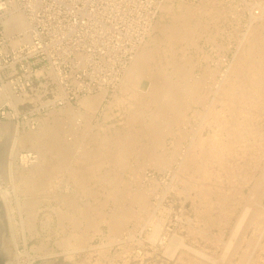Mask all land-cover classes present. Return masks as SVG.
Returning a JSON list of instances; mask_svg holds the SVG:
<instances>
[{
    "label": "rangeland",
    "instance_id": "1",
    "mask_svg": "<svg viewBox=\"0 0 264 264\" xmlns=\"http://www.w3.org/2000/svg\"><path fill=\"white\" fill-rule=\"evenodd\" d=\"M178 1L180 0H174L175 6L173 11L164 16L161 20V13L158 9L153 23H156L158 19L161 23H172L173 17L171 16L173 15L172 13L178 11ZM185 1V6L194 10L193 21H200V23L198 26V33L194 40L191 41V43L194 41L195 43L191 44L190 41L176 43V48L181 49L177 52L175 60L182 62L186 60V62H188L187 64L190 66V74L192 76L197 78H202L203 76L205 78H202L207 83V88H204V90H206L204 92L207 94V101L208 104H210V100L213 98L211 96H213L212 94L214 92V80L219 79L222 70H225L228 65H230L233 59V53L238 44L246 42L245 45L248 46L247 41L256 39L258 36H263V34L259 32L261 30L259 27H256L253 32L248 29L250 12L248 9H251L250 6H255L254 9L258 10V4L264 0ZM206 5L208 7L206 10L207 12H201L202 6ZM158 34V31L153 33V35ZM204 54H206L207 57ZM157 59L161 60L159 64L157 62L154 63L153 73L156 71H154V69L160 67V64H162L161 66H166L164 62L166 60L169 65L167 64L166 73L161 76L164 77V75H167L165 77L166 79H174V81H178L180 84L185 81L184 78L186 79L187 76L184 78L182 77V79L180 78L181 75L178 76L179 74H174L173 72L172 64H170L172 63L171 61H173L171 52L170 56L168 53L167 55L158 56L156 60ZM263 62L261 61V64ZM256 65H260L259 62H256ZM170 71H172L174 75H172ZM241 73L243 74L244 72L238 71L235 73V77L237 74L242 76ZM255 73L257 74H253V76H261L256 70ZM152 75L153 78L152 76L142 75L143 77L141 76L137 82V89L141 93L143 92V99L148 94L146 92H149L150 85L154 84L152 82L156 74L154 73ZM250 78L251 80L253 79L252 76ZM261 78L264 83V77L261 76ZM233 79H235L234 76L231 77V80ZM6 81L5 79L4 82ZM246 85L249 86L250 83H246ZM241 87L242 86L239 87L238 85L236 89L234 87L232 89L233 91H231L230 95L233 96L238 93L236 97L238 101H240L234 103V107H238L239 105L242 107L247 106L245 104V99L240 92H238L242 90ZM119 88L120 87L117 85L115 88L111 87L107 90L104 100L95 112L90 123L86 125L83 120L81 124L78 125L75 135H67L66 138H68V141L66 138L63 139H66L63 143L66 146H70V150L67 152L68 159L64 170L53 176V182L45 183L43 188L36 187L25 191L19 189L18 194L23 206L21 205V208L14 212V218H16L17 223L19 222L15 226L18 241L17 251L21 253L18 261L21 264H197V262L195 263L194 261L197 259L198 262L202 261L204 264H264V180L259 185L257 191L259 195L253 197V189L258 186L257 183L261 178L262 168L264 166V95H262V90H258V95L256 94V96H260L259 98H262V100H259L260 102L258 104L260 111H255L256 114L254 116L245 115L246 112L241 114L242 112L233 111V104L231 101L218 100L215 102V110L220 111L223 109V111L217 112V122L212 123V126L216 128V130L220 128L219 130L221 131L217 130L219 133L217 138L218 141L223 144H229L230 150L227 152L228 154L226 153L224 156L225 158L223 157V159L217 161V164H208V162L200 164L197 161L194 162L189 169H180L177 171V165L175 163L161 166L155 163L154 159L144 160L142 158V150L139 151V149L140 147L141 149L144 147L147 148L146 144H150L148 148L155 151V156H157V154L161 157L166 156L165 158L171 157L170 155L173 154L174 156H178L181 153L180 151H183L184 147H187L188 138L184 137L180 139L178 133V130L180 131V129H178L179 126H174V131H177L176 134L173 135L169 133L170 135H168L166 134V130L164 133L161 131V134H165L163 135L165 137L158 139V141H160L156 144H159V147H157L158 145L155 147L154 144L152 148V142H149L151 139L149 138L147 140L148 136L145 137L141 135V132L138 131L140 129L138 126H140L142 122H146L145 124L151 123V117H153V122H156L155 124L158 125L160 123L158 125L159 128H162L160 130L168 129V127H166L167 123L165 124L166 121L164 119L162 120L159 115L163 111L157 114L159 115L158 119V116L156 115V117L154 114V112L156 113V105L154 103H149L145 106L136 101L132 102V106L139 110L135 113L142 119L140 118V120H138L139 125L135 130L130 129L132 119L130 120V117L127 118V116L131 114L129 113V108H126L124 105L111 104L114 98L113 94L116 92L119 93ZM145 93L146 95H143ZM229 93L230 91L228 94ZM7 97L9 96H6V98ZM80 98L81 96L78 99H71L68 103L74 108H77ZM19 100L20 99L11 102L8 99V102L14 107ZM27 101L31 104L25 101V103L19 102L16 114L11 117L9 114L7 115V113L12 112V109L7 106L4 107L2 101H0V186L2 189H7L10 192L13 191V185L5 174L2 166L3 162L7 163L11 157L14 158L10 144L15 125L18 124L19 137L23 142V144H18V153L13 161L15 174L18 175L21 173L22 169L21 160L19 158L20 155L30 152L37 154L35 150L29 149L28 142H26L30 131L28 119L36 118L35 124H40L42 122L52 123V113H49L52 109L39 113H32L29 107L32 106L33 101L29 99ZM64 105H66V103H64ZM226 105L228 107H226ZM61 107L57 106V108L55 107L53 109L58 113L57 118H62L63 120L65 116L59 112ZM202 107L204 108L200 103L194 105L193 108L200 112L203 110ZM108 108L110 109L108 110ZM191 113L192 112L187 114L188 118L186 117L188 119V124H186L187 121L183 123V127L185 126L184 128L187 129L184 130L183 128L182 130H184L186 134H190L192 130L195 129L194 126L200 124L198 123L200 122L198 121L199 119L196 117L193 119ZM13 116L17 117L12 118ZM220 117H222V120ZM64 120L68 121L67 118ZM221 128L225 129L226 131H224L227 134V130L230 129V132H233V134H231L232 136H229L230 132L228 134L229 137L227 134L225 135V132ZM131 132L135 136L130 134ZM209 132L212 133V127L206 125L204 128V135L206 136ZM118 133L120 135L125 133L127 135L129 134L128 137L133 140V137H135L134 142L137 143L138 141L135 146L138 148L141 144L137 153L142 155L140 156L137 153L127 154L128 160L126 158L125 162L128 163L125 165H116L113 161H106L103 165L96 166L95 164L97 162H95L93 158L86 161L76 159L79 151L86 150L90 151V153H94L102 142H113L119 136ZM185 133L184 136L186 135ZM226 136L228 138H226ZM229 138L233 140V143L228 141ZM234 139H237V142H235ZM73 141H76L77 144ZM161 141H164V143L162 142V144H160ZM178 141L179 144H177ZM72 143L76 145L74 146ZM144 144L146 146H144ZM115 149H112L114 153L116 152ZM39 150L42 151L44 149L40 148ZM45 155L48 160H52L53 162H57L60 159L59 157L56 158L54 153H47ZM97 158L102 160L103 156ZM135 159H138L137 164ZM139 163L142 164V166H140L141 169L137 167ZM128 164L129 167H127ZM199 166L201 167L200 172L198 170ZM135 168L137 169L135 170ZM69 171H77L86 174L88 182L86 181V184H84L85 186L76 184L70 178L68 174ZM107 180H109V182ZM67 185L68 189L65 188ZM112 187L116 192L112 190ZM111 190L112 194H109ZM127 190L132 192L128 196L127 192L129 193V191ZM133 191L134 193H142V202H130L132 199L129 197L133 194ZM107 194L110 196L108 195V197H106ZM222 195L226 199L221 203L218 201V197ZM65 196L68 197L64 199ZM13 197L14 196L10 197L11 200H13ZM252 197L254 198L253 200ZM28 200L29 202H27ZM25 202L29 203L28 207ZM87 202L94 208L97 207L94 211L106 213L114 210L118 206L117 204L121 202L119 205L121 206L122 204V210L127 205V208L124 210H129L130 219H128L125 226L121 228L122 231L118 230L121 233L116 235L115 232L109 230L110 228L106 223L101 224L100 233H94L90 239V244L93 246L89 250L90 253L88 251L86 253L76 249L75 251L72 250L73 252L69 254L68 248L63 244V240L65 239L66 241V239L68 240L71 238V234L74 231L80 233V230L84 229L82 227L84 225L81 224L76 227L73 226L69 218L62 217L60 219L59 217L65 213L73 215V205L76 204L81 206ZM31 203L35 204V223L39 234H34L31 229L27 230L30 227L24 225L27 238L26 243H24L22 233L19 231L21 228L20 220H26L27 216L30 218V214L28 215L27 213L31 210V206H33L30 205ZM246 206L249 207L248 212L237 234L233 235L232 231L235 230V223H237L236 221ZM95 213L93 212V217ZM156 223H158V228L160 227L159 229L156 227L158 230L155 228L157 233L153 232L155 231L153 228L157 226ZM8 231L6 237H9ZM151 233H156V235ZM176 238L178 239L177 243ZM180 240L182 244H185L183 245L184 247L187 246L186 248L182 247ZM0 243L1 250L8 257L7 262H15L17 251L12 249L10 255L7 254L9 253L7 252L9 240L8 242H3V235H0ZM228 244H230L229 247ZM40 245L42 246L41 248ZM188 247L192 250H187ZM193 249L205 252L211 259L208 261L197 257L196 254L192 252L194 251ZM24 251H26V254H24ZM172 251L174 253H172ZM193 257L195 258L194 260Z\"/></svg>",
    "mask_w": 264,
    "mask_h": 264
},
{
    "label": "bare ground",
    "instance_id": "2",
    "mask_svg": "<svg viewBox=\"0 0 264 264\" xmlns=\"http://www.w3.org/2000/svg\"><path fill=\"white\" fill-rule=\"evenodd\" d=\"M178 2H179L178 3V11H176V13H172L173 15L171 16V17H173L172 23H161L160 20L163 19L164 16H166L167 14H169L170 12L173 11L174 6H175L174 0H164L163 2H161L159 4L158 9L160 10V13H161L160 20L158 19V21L156 23H153V25L150 28L148 39H146L143 42V44L138 48V50L135 52V54L132 55L129 62L125 64L123 76L120 78V81L118 83V86L120 87L119 88L120 92L119 93L116 92L115 94H113L114 98H113V101L111 102V104L124 105L126 108H129V110H130L129 113H131V114H129L130 116H127V118L130 117V120L132 119L131 123L129 122L130 123V129L135 130L137 128V126L139 125L138 120H140L141 117L139 118V116H137V114L135 113L136 111H139V110L137 108L135 109V107L132 106V102L136 101L137 103H139L141 105H145V106L149 103H154L156 105V113L154 112L155 116L157 114H159L161 111H163L159 115L161 116L162 120L164 119L166 121L165 124L167 123L166 127H168V129L163 128L164 130H160V129H162L161 127L159 128V126H158L160 123L158 125L155 124L156 122H153L154 121L153 117H151L152 118V122L150 121L151 123L145 124L146 122L145 123L142 122V124L140 126H138L140 129L139 130L137 129V130L139 132H141L140 133L141 135H143L145 137L148 136L147 140L149 138L151 139V140H149V142L150 141L152 142L153 146L151 145V147L153 148L154 144H155V147H156V145H158L157 147H159V144H156L160 141V140L158 141V139H161V137L162 138L165 137V136H163L165 134L162 135L161 131H163V133H164V131L166 130V134L170 135L169 133H171L174 135V134H176L177 131H174L173 127L179 126L180 127V128L178 127V129H180V131L178 130L179 138L180 139H183L184 137L188 138L187 147L186 148L184 147V150L180 151L181 153L178 156L177 155L174 156V154L170 155L171 157H168V158H165L166 156L161 157L159 154H157V156H155V151H153L151 148H148V145L150 147V144H146L147 146L144 144V146H146L149 149V151L145 147H144L145 149L143 147H142L143 149H141V147H140L141 144H140V146L137 145L138 146V148H137L135 146V144H137L138 141H137V143L134 142L135 137H133L134 138V140H133V139H130L128 137L129 134L127 135L125 133V134L120 135L118 133L119 136L113 142H111V141H108V142L106 141V143L102 142L99 145L96 152H94V153H90V151H86V150L79 151V154L76 158L77 160L86 161L88 159L93 158L95 160V162H97L95 164L96 166H98V165L101 166L106 161L107 162L113 161L116 165H125L126 163H128V162H125V159L127 158V154L128 155L134 154V153L136 154L138 152L139 147H140L139 151L142 150L143 155L139 154V153H137V154H139L140 156L142 155V158L144 160L154 159L155 160L154 162L157 163L158 165H161V166L170 165L172 163H175L177 165V171H179L180 169H182V170L189 169L190 167H192V164L194 162H197V161L200 164H204L207 162H208V164H210V163L211 164H214V163L217 164V161H220L221 159H223V157L226 155V153L229 152L230 146H229V144H223L222 142L218 141V138H217L219 135L218 131H221V130H219L220 128H218L217 129L218 131H217L216 128H214L212 126V123L217 122L216 121V115H217V112L219 111V110L218 111L215 110V106H216L215 102H217L218 100H220V101H225V100L231 101L233 104V111L234 110L237 112L239 111V113L242 112L241 114H244V112H246L245 115L247 114L249 116H254L256 114L255 111L259 110L258 104L262 100V98H259L260 96H256V94L258 95V90L259 91L262 90V92H263L262 95H264V83H263V79L261 78V76L264 77V62H263L264 61V50H263V48H264L263 47L264 46V1H262L258 4V6H257L258 10L254 9L255 6L254 7L250 6L251 9L250 10L248 9V11H250L249 12V18H248V25H249L248 29L253 32L256 27H259L262 30V31L260 30L259 32L262 33L263 36H258L256 39H252L249 41L246 40L248 43V46L245 45L246 42L245 43L241 42L238 44L237 48L235 49V51L233 53V59L230 62V65H228V67L226 66L227 68L225 67L226 68L225 70H222L221 77L219 79L214 80V92L212 94L213 96H211V97H213V98H211L212 102L209 99L210 104H208L207 96H206L207 94H205V92H204V91H206V90H204V88L205 89L207 88L206 87L207 83L205 82V80H203L205 78L203 76H202L203 79L192 76L190 74V66L187 64L188 62H186V60H185V62L175 60L177 52H179V49H181V48H176V43L183 42V41H186V42L190 41V43H191V41L194 40L196 34L198 33V28H199L198 26L200 23V21H193L194 10L189 9L185 6L186 1L180 0ZM207 8H208L207 5L202 6L201 12L206 11ZM27 19L28 18L26 17V15L22 11L17 10L15 8V6L10 8L7 11L6 15L2 19V23H3L4 29H5V33L7 35H13V34L15 35V34H19V33L23 32V34H24L23 37L14 39L13 43L16 45L21 43V42H26V40H28L30 38V34L27 32L28 21H29ZM155 31H158L159 34L153 35V33ZM244 40H245V38H244ZM193 43H195V41L192 42L191 44H193ZM170 52H171V56H172V60H173V61H171L172 63H170V64H172L171 66L173 68L174 74H179L178 76L181 75L180 78H182V77L184 78L185 76H187L186 79L184 78L185 81H183V83L180 84V83H178V81H174V79L173 80H170V78L166 79L165 77L167 75L166 76L164 75V77L161 76L162 74L166 73L167 64L169 65V63H167V61L165 60L164 62L166 64V66H161L162 64H160V67L154 69V71L156 70L154 72L156 74V76H155L156 78L154 77L155 82L153 81L152 83H154V84L150 85L152 88L149 87L150 88L149 92L146 90L147 91L146 93H148V94L147 95H146V93L143 94V95H146V97L143 99V96H142L143 92L141 93L137 89V84H138L137 82H138L139 78H141L142 75L143 76L144 75L145 76L146 75L152 76V78H153L152 74H154L153 73L154 63L157 62L159 64V61L161 60V59L156 60V58L158 56H161V55H167L168 53L170 56ZM204 55L206 56V54H204ZM204 59H205V57H204ZM221 60H220V62H221ZM261 61L263 62L262 64H261ZM256 62H259L260 65H256ZM155 67H157V66H155ZM255 70L258 71V73H260V75H261L260 77L256 76V75L253 76V74H257V73H255ZM238 71H241V72L243 71L244 72L243 74L244 75L247 74V75L244 76L241 73L242 76L237 74V76L235 77V73H237ZM170 72L172 73V71H170ZM174 74L172 73V75H174ZM232 76H234L235 79L231 80ZM251 76L253 77L252 80L250 78ZM246 83H250V85L248 86V85H246ZM9 85H10V83H8V85H5L3 87V89H2L3 91L0 92L1 98H4V96H5L4 99H9L11 102L17 101L18 99H20V96H16L15 94H13L10 91ZM238 85H239V87L242 86L241 87L242 90L238 91V92H240V94L245 99V102H246L245 104L247 105L245 107H242L241 105L238 106V104H237L238 107H236V106L234 107V103L240 102V101H238V98L236 97V95L238 94L237 91H236L237 94L234 93L235 96L230 95L231 91H233L232 89L234 87L236 89V87ZM229 91H230V93L228 94ZM62 94H63V92H62ZM105 94H106V90H102V91L95 93V94L84 95L83 97H81L79 99L77 108H74L71 104L66 103V105H64L63 107H61L59 109V112L61 114H63L65 116L64 119L67 118L68 121H65L64 119L62 120V118L58 119L57 118V114H58L57 111L55 109H52L51 111H49V113L50 112L52 113V114L50 113L52 115V119H51L52 123H50V122H46V123L42 122L40 124L39 123L38 124H31L30 123V131H29V134L27 136L26 142H28L27 144L29 146V149L35 150L37 152V154H33L30 152L28 154H21L20 155L19 158L21 160V168L22 169H21V173L18 175L15 174L13 161H14L16 154L18 153V149H17L18 144H20V143L23 144V142H22V139L19 137L18 124L15 125V129L13 131V135H12V139H11L12 141L10 144V148H11L12 153L14 154V158L11 157L7 161V163L3 162V166H2L5 174L7 175V177L12 182L13 191L10 192L7 189L4 190L0 186V201L2 202V205H4L3 208H5L4 212H6L7 227L9 230V231L7 230L9 232V237L8 236L7 237H8L10 246H9V244H8V246L6 245L7 246V252H9V253H7L8 255H10L12 249L13 250L15 249L17 251V246H18L15 226L19 222L17 223L16 218H14V212L16 210L18 211L22 205L20 198H19V194H18L19 189L25 191L27 189H34L36 187L43 188L44 187L43 185L45 183H50V182L52 183L53 182V176L59 174V172H62V170H64L66 163H67V159H68L67 158V152H68V150H70V146L69 145L66 146L63 142L66 139L68 141V138H66L67 135H75L76 134L77 127L79 124H81V122L83 120H84V123L86 125L90 123L95 112L98 110L102 101L104 100ZM6 96H9V97L6 98ZM248 101H249V103H248ZM200 103L202 106H204V108L202 107L203 110L198 112L197 110H194L193 107H194V105L200 104ZM226 107H228V106L226 105ZM109 109L110 108H108V110ZM221 110L223 111V109H221ZM154 111H155V109H154ZM190 112H192L191 115H192L193 119L195 117L199 119L198 121H200V122H198L197 120L196 121L200 124L198 126H194L195 129H193L190 134H186L184 132V130L187 128H184L185 126L183 127V123L184 122L186 123V121H187L186 124H188V119H187L188 115L187 114ZM8 114L11 117L12 115L16 114V110L14 111V113H8ZM159 115H157L158 119H159ZM245 115H243V116H245ZM105 117H106V115H105ZM156 117H154V118H156ZM221 118L222 117H220V119ZM163 124H162V126H163ZM206 125H209L210 127H212V133L209 132L205 136L204 135V128ZM183 128H184V130H182ZM221 129H223V128H221ZM224 130L225 129H223V131ZM227 131L229 134L230 129H228ZM231 132H230L229 136H232L231 134H233V132L232 133ZM184 133L186 134L185 136H184ZM130 134L134 135L132 132ZM226 134L227 133L225 132V135ZM228 134H227V136H228ZM227 136H226V138L229 137V136L228 137ZM139 137H140V135H139ZM64 138H66V139L63 140ZM236 140L237 139H234L235 142H237ZM76 141H73V142H76ZM228 141L233 143V140H231L230 138ZM26 142H24V143H26ZM162 142L164 143V141H161L160 144H162ZM72 144H74V143H72ZM76 144H77V142H76ZM76 144H74V146ZM177 144H179V141ZM40 148H43L44 150L41 151V150H39ZM113 148L114 149L116 148L115 153L112 151ZM150 149H151V151H150ZM47 153H54L56 158L57 157L60 158L58 160L59 162L58 161L53 162L52 160H48V158L45 155ZM99 156H103V159L102 160L98 159L97 157H99ZM127 160H128V158H127ZM137 160L135 159L136 164L138 162ZM140 166H142L141 163H139L137 167L140 168ZM127 167H129V164ZM136 169L137 168H135V170ZM198 170H199V172L201 171L200 166L198 167ZM68 174H69L70 178L76 184H79L80 186H83L84 184H86V181L88 182L87 175L82 173V172L69 171ZM105 179H109V178H105ZM263 180H264V166L262 168L261 178H260L259 182L257 183L258 186H257V188L253 189L254 192L252 191L253 197L256 195H259V193L257 191H258L259 185L263 182ZM107 181L109 182V180H107ZM65 188L68 189V185ZM112 190L115 191L114 188ZM112 190H111V192H109V194H112ZM127 191H129V190H127ZM130 193H132V192H130V191H129V193L127 192V196ZM256 193H258V194H256ZM109 194H107L106 197H108ZM11 196H14L13 200H11V198H10ZM67 197L68 196H65L64 199H66ZM253 197H252V200L254 199ZM129 198L132 199V201H130V202H133V201H138V202L141 201L142 202L143 195L140 192L134 193V191H133V194H131V196ZM129 198H127V199H129ZM225 199L226 198L223 195L218 197V201L221 203ZM27 202H29V200ZM27 202H25V204ZM116 202H117V200H116ZM34 203L30 204L33 206H31V210H29L27 213L28 215L30 214V218H28V216H27L26 220H24V219L20 220L21 228L19 231L22 233V238H23L24 243H26V241H27V238L25 235V230H26L25 226L30 227L27 230L31 229L34 232V234H36V235L39 234L37 231V228H36V223H35L36 212H34V205H35ZM127 203H129V202H127ZM28 204L29 203H27V207H28ZM119 204H117L118 208L115 205L116 208L114 207L115 209L108 212V213L94 211L95 208H97V207L94 208L88 202L82 204L81 206H78L76 204L75 205L72 204L74 206V214L73 215L72 214L68 215L67 213L60 215V217H59L60 219L62 217L69 218L71 223L73 224V226L78 227L81 224L84 225V226H82L84 228V229H82L83 231L80 230V233H77L74 231L71 234V238H69L68 240L66 239V241H65V239L63 240L64 243L63 242L62 243L68 248L69 254H71L76 249L82 250L86 253H87V251L89 252L91 247H93L90 244V239L94 235V233H96V232L100 233V231H101L100 225L103 223H106L108 225V227L110 228L109 230H111L112 232H115V235L118 233H121L118 230H121V228H123L125 226L126 222H128L127 220L130 219V214H129V210L128 211L124 210L125 208H127L126 207L127 205L122 210V207H121L122 204H121V206ZM141 206H139V207H141ZM139 207H138V209H139ZM130 208H131V206H130ZM248 208H249L248 206H246V208L244 207V211L242 212V214L239 216L238 220L236 221L237 223H235L236 226L234 227L235 230H233L234 232L232 231L233 235L237 234V231L239 230V227H240L244 217L246 216V214L248 212ZM141 211H142V209H141ZM223 211H225V210H223ZM93 212L94 213L96 212L94 217H93ZM147 214H148V212H147ZM147 214H146V216H147ZM157 224L158 223H156V225ZM59 227H60V225H59ZM156 227L158 228V225L155 226L153 229H155ZM156 229L153 232H156ZM156 233L155 234L151 233V234L156 235ZM107 237H108V235H107ZM177 240L178 239L176 238V243H177ZM180 243L182 244V241ZM181 244H180V246H181ZM183 245H185V244H182V247H184ZM229 245L230 244H228V247H229ZM41 247L42 246L40 245V248ZM186 247L187 246H185L184 248H186ZM30 249H32V248H30ZM96 250H98V249H96ZM187 250L191 251L192 249H189V247H188ZM193 250L194 251H192V252L194 254H196L197 257H200V258H202L204 260H208V261L211 259L207 256V254L205 252L198 251L195 249H193ZM25 252L26 251H24V254H26ZM172 253H174V252L172 251ZM20 254L21 253L17 251L16 252V261L15 262L9 261L8 264H21L18 261L19 256H21ZM188 258H190V257H188ZM194 259L195 258L193 257V260ZM194 261H195V263L197 262V264H204L202 261L198 262L197 259H195Z\"/></svg>",
    "mask_w": 264,
    "mask_h": 264
},
{
    "label": "built area",
    "instance_id": "3",
    "mask_svg": "<svg viewBox=\"0 0 264 264\" xmlns=\"http://www.w3.org/2000/svg\"><path fill=\"white\" fill-rule=\"evenodd\" d=\"M161 2L0 0V92L10 83V91L20 96L13 107L0 94L3 106L13 113L29 99L31 112L39 113L115 88L125 64L147 39ZM13 6L29 20L30 38L17 45L13 41L23 32L7 35L2 23Z\"/></svg>",
    "mask_w": 264,
    "mask_h": 264
},
{
    "label": "water",
    "instance_id": "4",
    "mask_svg": "<svg viewBox=\"0 0 264 264\" xmlns=\"http://www.w3.org/2000/svg\"><path fill=\"white\" fill-rule=\"evenodd\" d=\"M6 217L2 202L0 201V235H3V242H8L7 234V227H6ZM8 257L6 254L1 250V243H0V264H8L7 262Z\"/></svg>",
    "mask_w": 264,
    "mask_h": 264
}]
</instances>
